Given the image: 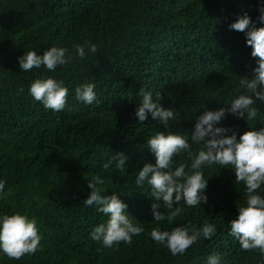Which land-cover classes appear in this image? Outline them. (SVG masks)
Here are the masks:
<instances>
[{"label":"trees","instance_id":"trees-1","mask_svg":"<svg viewBox=\"0 0 264 264\" xmlns=\"http://www.w3.org/2000/svg\"><path fill=\"white\" fill-rule=\"evenodd\" d=\"M244 10L255 21L257 0H0V179L12 189L0 199V214L34 217L42 236L34 254L10 259L0 253V264H207L213 253L221 264H264L258 249H242L229 234L245 202L244 185L235 182L231 167L205 169L208 202L181 204L184 211L172 224L153 220L150 187L135 183L140 168L155 162L147 139L168 130L151 116L143 122L136 117L141 89L159 90L161 103L179 113L170 121L172 131L190 132L206 108L230 103L240 76L250 78L256 64L244 33L228 27ZM86 40L97 44V52L54 72L19 66L28 49L70 48ZM42 76L64 80V109H45L31 97L30 83ZM83 82L94 83L99 103L75 98ZM256 103L255 120L228 115L222 123L237 133L264 127V103ZM116 152L129 157L127 168L103 169ZM175 159L190 163L184 152ZM97 174L105 179V194L115 191L133 222L144 227L130 244L106 249L90 237L107 219L83 203L88 180ZM161 211L168 210L161 205ZM205 220L216 224V234L184 254L172 255L149 235L158 224L170 230Z\"/></svg>","mask_w":264,"mask_h":264},{"label":"clouds","instance_id":"clouds-1","mask_svg":"<svg viewBox=\"0 0 264 264\" xmlns=\"http://www.w3.org/2000/svg\"><path fill=\"white\" fill-rule=\"evenodd\" d=\"M257 9L259 15L255 21L244 10L228 26L231 30L244 33L246 44L251 47V56L256 58L253 75L250 78L240 76L236 89L239 94L222 107L206 108L196 116L190 132L172 131L170 121H178L179 113L161 103L159 90L153 93L152 90L141 89L136 117L143 122L151 116L152 120L168 130L156 131L147 139L155 162L145 163L140 168L135 183L142 188L145 183L150 187L149 195L154 197L151 205L153 220L172 224L184 211L181 204L193 207L208 202L205 189L209 176L205 175V169L213 165L231 167L235 172V182L244 185L245 202L238 206V215L230 222L229 234L239 241L242 249H258L264 256V127H249L237 133L222 123L228 115L253 121L259 115L256 102L264 103V0H257ZM97 50V44L87 40L73 43L70 48L53 44L43 51L28 49L18 57V61L23 71L43 66L48 72H54L58 66H66L77 58L82 60L88 53H96ZM28 92L45 109L60 111L66 107L69 88L62 79L42 76L30 83ZM74 96L86 105L99 103L93 82L78 84ZM193 145L198 147L194 150ZM182 152L187 154L190 163L177 165L175 158ZM128 159L124 153L116 152L102 167L109 169L114 164L117 170L123 172ZM104 185L105 179L99 174L88 180L91 191L84 205L95 206L107 217L106 221L92 228L90 237L106 249L120 242L130 244L133 236L140 235L144 227L133 222L128 203L115 191L105 194ZM11 192V187L6 188V181L0 179V199ZM161 205L168 211H161ZM216 232V224L205 220L199 227L177 225L170 230L162 229L158 224L149 235L175 256L184 254L202 238H212ZM41 239L34 217L29 218L26 213L18 211L0 214V253L6 257L20 259L26 254H34L42 247ZM207 264H221V256L210 254Z\"/></svg>","mask_w":264,"mask_h":264}]
</instances>
